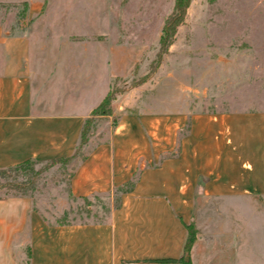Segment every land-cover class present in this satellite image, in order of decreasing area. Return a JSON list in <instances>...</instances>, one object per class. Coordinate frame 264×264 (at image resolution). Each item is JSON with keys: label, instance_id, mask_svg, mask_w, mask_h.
Returning a JSON list of instances; mask_svg holds the SVG:
<instances>
[{"label": "crops", "instance_id": "obj_1", "mask_svg": "<svg viewBox=\"0 0 264 264\" xmlns=\"http://www.w3.org/2000/svg\"><path fill=\"white\" fill-rule=\"evenodd\" d=\"M18 2L20 20L33 24L55 3ZM219 32L204 31L207 108L121 113L110 140L78 162L69 190L77 198L138 175L120 205L101 220L54 222L30 195L0 198V264H264V46L218 53ZM42 36L32 27L0 34V168L74 155L115 76L112 43L96 32L80 41L78 90L50 94L35 61L44 50L32 43ZM187 224L196 239L182 260Z\"/></svg>", "mask_w": 264, "mask_h": 264}, {"label": "rangeland", "instance_id": "obj_2", "mask_svg": "<svg viewBox=\"0 0 264 264\" xmlns=\"http://www.w3.org/2000/svg\"><path fill=\"white\" fill-rule=\"evenodd\" d=\"M69 1L72 5L62 7L66 0H53L55 3L41 11L47 21L33 24L21 21L24 4L0 0V34L32 27L49 36L33 37L32 43L44 50L35 59L39 86L47 84L52 95L78 90L82 37L104 33L113 46L112 113L89 118L76 159L39 162L34 166L39 173L31 178L34 187L28 193L36 208L54 222L101 220L115 202L118 193L114 189L84 198L72 196L69 190L78 162L92 148L110 140L113 122L121 113L158 114L209 106L202 97L208 63L204 31H222L212 42L218 53L229 56L237 46H264V0H190L184 14L175 9L176 0ZM67 9L69 20L60 22L58 18ZM176 17L181 22L175 24L172 32L168 23ZM72 34L80 38L73 39ZM162 35L168 37L166 45L160 42ZM190 47L195 51L197 48V52ZM2 57L0 43V63ZM21 180L19 176L15 181ZM9 182L12 180L0 179V196L8 191L1 184Z\"/></svg>", "mask_w": 264, "mask_h": 264}, {"label": "trees", "instance_id": "obj_3", "mask_svg": "<svg viewBox=\"0 0 264 264\" xmlns=\"http://www.w3.org/2000/svg\"><path fill=\"white\" fill-rule=\"evenodd\" d=\"M189 1L190 0H176L174 7L176 10H179L181 14H184L185 8L188 6ZM180 22H181V19L178 17L170 21L168 23V25H170L169 27L170 31L175 32V24H178ZM166 28H167V25H165L162 30L164 32V36H165ZM170 34L168 35L170 36ZM173 34L174 33H172V35ZM167 40H168V37L164 38L163 35L160 37V42H162V44L166 45ZM112 99H113V94L109 90L106 96L104 97V99L91 111L90 115L85 118L82 129H81V133H80V143L79 144L84 142L85 134H86V126L91 116L97 115V114L104 115V114L112 113L111 108H110ZM116 123H117V119L114 120L113 127L116 125ZM75 156H76V153H74V155L70 157L52 159L50 161H47L46 163L57 162V161L66 162V161L72 160ZM37 163H39V161L35 159H28L26 161H23L13 166L0 168V179L12 180V182L1 184L2 186H5L8 189V191L3 196H0V198L29 195L28 191L30 189H33L34 187L33 181L31 178L39 173V171L36 170L34 167L35 164ZM19 176L22 178V180L15 181L16 178H18ZM137 177L138 175L136 174L132 177V179L114 188V190L118 193V196L116 197L115 202L113 203L114 207H118L120 205V196L122 193L129 192L134 188ZM186 228H187V235H186V239H185L184 246H183V253L180 258L182 260L184 259L185 255H189L190 248L196 239V231H195L194 225L187 224ZM185 263L187 264L188 262H185Z\"/></svg>", "mask_w": 264, "mask_h": 264}, {"label": "water", "instance_id": "obj_4", "mask_svg": "<svg viewBox=\"0 0 264 264\" xmlns=\"http://www.w3.org/2000/svg\"><path fill=\"white\" fill-rule=\"evenodd\" d=\"M186 258H188V256H186Z\"/></svg>", "mask_w": 264, "mask_h": 264}]
</instances>
